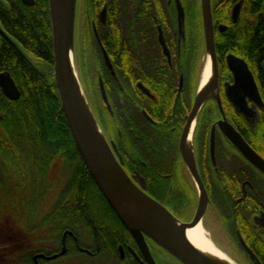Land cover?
<instances>
[{"label":"trees","instance_id":"16d2710c","mask_svg":"<svg viewBox=\"0 0 264 264\" xmlns=\"http://www.w3.org/2000/svg\"><path fill=\"white\" fill-rule=\"evenodd\" d=\"M2 1L4 6H0V24L4 31L25 52L45 65H51L53 46L48 0H34L32 6H27L20 0ZM157 7L159 11L163 8L161 0ZM128 9L126 7L127 13ZM185 9L186 16L190 19L183 25L185 38L180 36L179 42L174 12L172 19L166 17L162 21L168 37L167 43L173 51L171 69L160 52L147 54L145 51L159 48L155 33L138 38L135 24L129 21V16L126 17L124 12L117 20L110 21L109 24H113L117 31L111 33L109 43L105 46L116 76L114 78L106 70V83L107 79L112 82L118 94L121 71L125 68L128 74L133 75V82H142L154 95V100L146 99L148 104L145 109L154 123L148 125L150 133H145L147 138L143 142L148 146L147 149L143 147V150L146 151V160L151 162V166L142 167L141 170L148 179L149 193L177 211L187 207V199H184L180 184V189L176 192L178 198L172 201L168 199L170 184L163 175L169 174L170 168L163 163L168 158V145L171 143V148L173 145L174 149L177 145L179 131L194 95L205 45L199 3L193 6L188 2ZM231 11V3L212 0L216 53L224 57L225 53L232 52L249 62L264 102V0H244L236 23L231 20ZM221 25L225 26L223 30L219 29ZM178 46L180 50L187 51L184 62L176 60ZM101 65L104 70L103 62ZM1 72L10 74L20 96L16 100H10L0 88V219L12 211L15 218L25 219L24 223L29 225L25 234H32L31 237L37 238L44 234L53 235L45 244L33 242L5 259L8 264H34L31 255L36 252L53 253L59 247V234L66 229L79 234L83 243V236H87L88 240L89 233L93 243L97 245V240L102 241L110 234V230L116 231L118 227L110 221L103 198L73 142L53 76L50 75L45 80L34 64L0 38ZM180 72L184 78L181 88ZM114 105L116 115L113 116L118 126V100ZM235 118L245 140L264 158V109L252 129L244 124L239 115ZM173 125L176 126L174 130ZM165 136L167 139L162 142V137ZM35 221L40 225L32 224ZM11 251L14 249L9 252ZM41 264L63 263L57 259ZM66 264L72 263L68 261Z\"/></svg>","mask_w":264,"mask_h":264},{"label":"flooded vegetation","instance_id":"af4514ba","mask_svg":"<svg viewBox=\"0 0 264 264\" xmlns=\"http://www.w3.org/2000/svg\"><path fill=\"white\" fill-rule=\"evenodd\" d=\"M118 1L120 0L84 1V7L86 8L84 15L87 18V22L90 24L92 41L94 40L96 43L95 46L97 45V47H99L105 66L104 70L102 68V74L99 70L97 72L101 75V81L104 86L107 100L105 105H107V121L109 126L108 141L123 169L138 187L162 204L178 220L184 223L190 222L198 209L200 195L188 165L180 152L179 140L186 118L196 97L200 79L196 84L190 108L185 116L182 128L179 131L177 145L175 149L173 145L171 148V143L168 145V158L165 163H163L167 168H170V173L163 175L168 178L170 184V196L168 199L172 201L178 198L179 195L176 192L180 189V187H178L179 184L183 188L184 199H187V203L185 204L187 207L184 209L180 208L177 211L176 208L173 210L149 193L148 179L141 170L142 167L151 166V162L146 160V151L143 150V147L147 149L148 146L146 147V144H143V142L147 138L145 133L148 134L149 132L150 126L148 125L154 123L149 112L145 109L148 104L146 99H153L154 95L149 87L142 82H133L131 80L133 75L128 74L125 68L121 71V79L119 82L120 91L117 94L114 89V84L108 79L106 83L105 80L106 70L107 73L109 71L110 75L116 78L113 63L109 59L105 46L109 43L108 38L111 36V33L117 31L113 24H109L110 21L114 19L117 20L124 12L126 17L129 16V21L135 24L134 29L136 34H138V38H142L143 36L147 37V34L152 35L153 32L155 33V40L159 48L147 49L145 51L147 54H158L160 52L166 64L171 69L173 68V51L167 43L168 37L165 33V26L162 21H165L167 19L166 17L172 19L174 12L176 36L179 42L180 36L185 38L183 25L189 22L190 19L189 16H186L185 8L188 2L191 3V5H194V2L192 0H187L188 2L186 0H161L163 8L159 11L157 7L159 0ZM223 1L226 4L228 2L231 3L232 8L236 4H239L241 8L244 0ZM199 3L201 4V0H199ZM177 4L182 7L184 13L181 30H179L178 27ZM126 7L130 9V11L128 9V13ZM102 11H104L103 21L100 19V13ZM159 13L161 15H159ZM164 13L165 15H163ZM81 14L82 11L80 10L79 18ZM115 15L117 17H115ZM131 15L133 16L131 17ZM238 19L239 14L234 23H236ZM159 28L169 50L170 61H168L167 57L164 55L159 43ZM145 30L150 33L145 32ZM92 44H94V42ZM103 50L108 56L110 67H108L104 61ZM176 54V60L184 62L187 51L186 49L180 50L178 46V53L176 52ZM228 54H232L246 62L257 85L254 71L244 57L232 52L225 53L224 57L216 53L218 66L217 85L213 88L212 95L205 100L198 111L192 133L193 161L208 199L198 223H200L212 244L223 252L233 263L264 264V174L239 153L218 124L219 121L227 122L245 140L243 133L240 131L235 121V117L239 115L244 124L249 129H252L257 124L259 114L264 109V106L259 107L251 101L249 97L245 96L247 105L252 111L251 115L246 117L237 111L232 100L228 98L226 89L234 82L233 73L226 63V56ZM179 65L181 64L179 63ZM223 68H227V73L220 75ZM183 81V73L180 72L179 88L182 87ZM141 85L148 92H145L141 88ZM117 100L119 102L120 116L118 126H116V121L113 116L114 114L116 115L114 103H116ZM175 127L173 125L172 129L174 130ZM171 139L173 140L174 137ZM211 140H213L212 147ZM117 145L120 147L118 148ZM239 155L242 159H240ZM102 198L105 203L104 207L106 212L110 216V221L114 226L118 227L116 231L110 230V234L103 238L102 241L97 240L98 244L95 245L89 233V239L84 240L83 243L80 241L79 234L73 233L68 229L63 230L58 238L59 247L53 250V253L46 254L44 252H36L31 255L34 264H37L38 261L41 264L42 262L57 259L62 260V263L66 264L68 261H72L75 258L79 260L74 261L81 260L77 264H185L168 249L145 234H143L144 245L138 244L132 233H130L120 221L105 198L103 196ZM179 215H183L184 217L181 218ZM28 235L31 236L30 234ZM38 237V243H44L50 240L53 235L49 234V236H47V234H44ZM99 242H101L102 245ZM102 247L103 251L101 252ZM39 253H43L45 256L56 255V257L47 260L37 258L36 261H34V256Z\"/></svg>","mask_w":264,"mask_h":264},{"label":"water","instance_id":"95a60500","mask_svg":"<svg viewBox=\"0 0 264 264\" xmlns=\"http://www.w3.org/2000/svg\"><path fill=\"white\" fill-rule=\"evenodd\" d=\"M21 2L27 6H32L34 4V0H21ZM75 2L76 0H48L49 16H50L51 32H52V46H53V62H52L53 69L51 71V75L54 77L55 80V86L59 94L62 111L64 113L67 125L69 127L71 137L89 175L93 179L95 185L97 186L102 196L105 198L107 203L110 205V207L115 212V214L120 219V221L124 224V226L130 231V233H132L133 237L138 242V244L144 245L143 234H145L154 241L164 246L166 249H168L172 254L178 257L185 264H208L200 256V254L188 243V241L182 234L181 230L187 227H192L198 223L200 219V215L204 210L206 203L208 201L206 191L196 170V166L193 161V156L191 157V159H187L185 156V143L190 125L194 120L196 121V116L198 114V111L202 107L205 100L209 98L211 95L208 96L207 91L205 90L200 91V86L198 87L192 108L186 118V122L183 126L180 135L179 149L184 161L188 165V168L192 174V177L199 190V195H200L199 206L194 218L190 222L184 223L178 220L174 215H172L157 200L150 197L140 187H138L125 172L119 159L115 158L113 153L111 158L103 156L99 154L97 151H95L90 144V141L83 128L79 115L76 111V107L71 91V84H70L69 54L71 47L72 57L74 58L73 31H74V18H75ZM203 2L204 0H201L203 35L205 40L207 58L210 60L211 63L212 82L215 88L217 85V78H218V66H217L216 52H215L214 26L211 15V4H210V0H207L206 14H205L203 11ZM0 6L1 7L4 6V2L2 0H0ZM239 11H240V5L236 4L231 11V20L233 22L237 19ZM177 16H178L177 17L178 27L179 30H181L184 13L182 7L179 4H177ZM100 19L102 21L104 20V11L100 13ZM224 28L225 26L223 25L219 26L220 30H223ZM0 38L5 42H7L8 44H10L20 55H22L26 60H28L31 63V61L25 56L23 52L24 50L21 48V46L17 44L4 31L1 24H0ZM158 40L162 47L164 55L167 57L168 61H170L169 50L166 46L160 28H159ZM103 57L106 65L110 67L108 56L104 50H103ZM226 63L234 76L233 84L226 89L227 96L230 100H232L233 105L235 106V108L239 113H241L246 117L250 116L252 111L247 105L245 96L249 97V99L259 107L264 106L262 99L260 97L258 87L254 80V77L251 71L249 70L246 62L243 59L238 58L232 54H228L226 56ZM35 69L43 78H45L44 77L45 75L36 66ZM0 88L4 93V95L10 100H16L20 96V92L14 80L12 79V77L8 72L0 73ZM141 88L145 92H148L142 85ZM99 89L103 102L106 104L107 102L106 94L101 80L99 82ZM218 124L221 130H223V132L232 142V144L237 148L239 153L246 160H248L255 168H257L259 171H261L264 174V158H262V156H260L242 138V136L236 130H234L227 122L219 121ZM191 143H192V139H191ZM212 146H213V140H211V147ZM100 169L104 170L110 181L113 182V184H115L121 191L127 192L136 200L140 201L145 206L157 212V222L156 224L153 225V227H150V229H145L139 225L132 223L131 221H129V219H127L124 216V214L118 207L107 183L102 177V173L100 172ZM171 220L177 221L179 223V228L174 227ZM55 257L56 255L45 256L43 253H39L34 256V261H36L37 258L47 260Z\"/></svg>","mask_w":264,"mask_h":264},{"label":"rangeland","instance_id":"374dc122","mask_svg":"<svg viewBox=\"0 0 264 264\" xmlns=\"http://www.w3.org/2000/svg\"><path fill=\"white\" fill-rule=\"evenodd\" d=\"M84 1L85 0H76L75 2V18H74V31H73L74 69L77 73V77H78L84 98L86 99V102L90 108V111L94 117V120L96 124L99 126L102 134L104 135L106 141L109 144V141H108L109 126H108V121H107V108H106L107 105H105V103L103 102V99L100 93L99 82L101 80V75L97 72L99 70V72L102 74V68H103V66L101 65L103 62L102 54H101L99 47H97V45L95 46L96 44L95 41L94 40L92 41V36H91L92 33L90 29V24L87 22V18L84 15V11L86 9L84 7L85 6ZM192 1L194 2L193 6H195L197 2L199 3V0H192ZM211 3H212V0H210V4ZM199 6H200V15H201V4L200 3H199ZM80 10L82 11V14L79 18ZM200 20L202 21V16H200ZM93 42L94 44H92ZM23 52L25 56L31 61V63L34 64L45 75L44 77L48 80L50 78L49 76L51 75V71L53 69L52 64L49 66L45 65L42 61L38 60L33 55L25 51ZM206 59H207V53H206V48L204 45V54L200 59L201 64L203 65L199 70L197 83L199 79L201 78L202 68L204 67V63ZM226 73H227V68H223L220 72V75L226 74ZM193 79L195 80V77H193ZM197 83L195 82V84ZM215 95H216V92H215ZM165 139H167L166 136L162 137V142L166 141ZM109 147L114 157L117 158L110 144H109ZM12 213L13 212L11 211L10 214L8 215L4 214L5 217H2L0 219V264H8V260L5 259L6 256L12 253L15 254L17 250H19L20 248L22 249V247H26V246L28 247L30 244H33V242H38L37 240H35L37 237L35 236L31 237L32 234L31 236L25 235V232L29 228V225H26L27 223L26 224L24 223L25 219L20 220L18 218H15L14 214ZM35 223L36 221L33 222L32 224H35ZM37 235L39 234L37 233ZM83 238L87 240V236H83ZM45 243L46 242H44V244ZM11 249L12 250L14 249V251L9 252ZM74 260H79V259L75 258ZM74 260L71 261L72 264H77L81 261V260L80 261H74ZM37 263L40 264L39 261Z\"/></svg>","mask_w":264,"mask_h":264},{"label":"bare ground","instance_id":"6f19581e","mask_svg":"<svg viewBox=\"0 0 264 264\" xmlns=\"http://www.w3.org/2000/svg\"><path fill=\"white\" fill-rule=\"evenodd\" d=\"M206 3L207 0L203 2V11L206 14ZM69 66H70V84L73 100L75 103L76 111L79 115L83 128L86 135L90 141L91 146L99 154L112 157V152L104 139L102 133L100 132L94 118L91 114L90 108L86 103L84 98L77 73L74 69L72 48L70 47L69 54ZM200 91L205 90L208 92V96L212 95L214 84L212 82V68L210 60L207 58L202 70L200 78ZM195 126V120L190 125L186 143H185V156L187 159L192 157V133ZM102 177L107 183L118 207L124 214V216L129 219L132 223L139 225L145 229H150L157 222V212L153 209L142 204L140 201L136 200L127 192L121 191L113 182L110 181L104 170L100 169ZM172 221V220H171ZM174 227L179 228V223L177 221H172ZM182 234L188 241V243L200 254V256L208 264H235L226 255L216 248L206 235V232L197 223L192 227H187L181 230Z\"/></svg>","mask_w":264,"mask_h":264}]
</instances>
